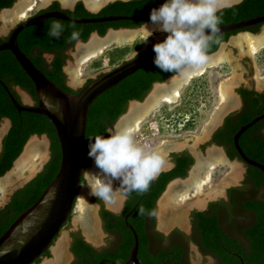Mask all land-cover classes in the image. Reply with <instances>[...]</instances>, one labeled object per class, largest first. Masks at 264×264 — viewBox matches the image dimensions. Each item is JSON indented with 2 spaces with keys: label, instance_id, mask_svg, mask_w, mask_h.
<instances>
[{
  "label": "water",
  "instance_id": "obj_1",
  "mask_svg": "<svg viewBox=\"0 0 264 264\" xmlns=\"http://www.w3.org/2000/svg\"><path fill=\"white\" fill-rule=\"evenodd\" d=\"M27 1L20 0L13 9L0 14L4 27L13 21L14 12ZM40 1L42 4H46L49 0ZM62 1L64 4H70L74 0ZM107 1L85 0L92 10H97ZM162 3L164 0H161L157 7ZM237 3L239 2L236 0H224L225 7ZM48 17L76 23L135 19L125 16L71 19L63 12H47L21 22L13 29L8 40L0 44V51L9 50L15 56L35 87L36 104L19 89L23 103L17 101L8 91L12 103L18 111H30L46 116L56 131L61 151L60 167L54 180L40 198L21 213L0 237V264H74L69 249L72 233H85L86 239L97 248L104 247L110 240L108 234L101 232L102 228L99 225L98 213L100 204L104 202L94 196H88L87 188L79 187L82 171L95 169L93 160L90 159L87 166L85 164L87 113L93 100L105 90L138 69L154 64L155 53L151 52L136 57L132 61L128 59L112 69L105 68L110 70L99 76L96 72L78 79V72L83 62L100 53L109 43H123L132 40V36H135L137 32L125 30L113 32V29H109L103 37L94 33L85 43L80 41L77 49L72 48L67 51L68 55L63 67L66 76L68 75L66 81L74 89L79 87L81 89L76 94L64 92L34 65L17 43V35L23 28L43 22ZM146 17L139 19L142 20ZM260 23H264V15L220 25V30L216 34L237 33L209 54L210 61L206 66L188 78L173 76V74L163 82L154 83L142 100L129 101L126 111L110 127L119 125L121 128L130 127L134 131L140 123L150 118L164 101L169 103V109L179 104V92L190 78L203 72L205 67H211V71L219 69L224 60H229L231 64L228 66L231 68L230 78L217 83L223 103H217L210 121L199 135L154 146V150L159 151L163 156L162 169L169 168L168 164L171 163L172 154L175 152L188 150L195 157L193 166L187 175L184 178L173 179L158 199L156 226L163 228L166 234L176 224L184 231L187 230L186 219L194 207L203 206L210 197L221 194L225 187L241 184L244 175L242 162H238L237 159L233 161L226 159L222 149H218L210 137L228 112L239 109L237 90L241 86L252 87V81H254L257 89L263 90L264 69L257 66L254 56L264 44V25L257 33L245 30L249 26ZM47 57L50 58L51 55H47ZM89 78L92 79L85 84ZM262 118H264V114L256 116L249 123L242 125L233 135V143L245 164L255 166L264 172V165L247 157L239 145V137L242 133ZM8 123V119H0V141ZM49 147L50 142L45 134H35L28 139L21 154L14 160L13 166L3 176H0V193H3L0 197V209L7 204L17 189L23 187L43 169L50 157ZM218 158L221 159L226 170H223V173H217V179L206 181V187L193 185L194 180L202 178L204 167ZM114 187L117 188L114 198L104 205L118 213L125 200V192L120 189L118 181L114 182ZM78 199L80 207L74 210ZM126 225L134 237V245L126 264H143L137 256L139 244L137 233L128 222ZM101 240L102 242L99 243ZM46 250L50 251L49 256H43ZM199 256L195 246L190 244L189 259L191 264H208L206 259Z\"/></svg>",
  "mask_w": 264,
  "mask_h": 264
},
{
  "label": "trees",
  "instance_id": "obj_2",
  "mask_svg": "<svg viewBox=\"0 0 264 264\" xmlns=\"http://www.w3.org/2000/svg\"><path fill=\"white\" fill-rule=\"evenodd\" d=\"M13 1L0 0V9L9 7ZM160 1H116L104 7L96 16L147 15L159 5ZM72 15L76 17L94 16L88 13L81 3L77 5ZM261 15H264V0H242L222 9L220 25ZM54 22H60L65 26V31L59 39L47 34L49 26ZM137 24L139 21L125 20L76 24L49 18L43 23L24 28L19 33L17 42L19 48L34 65L57 87L64 92L76 94L81 88L73 90L67 86L63 71L67 58L64 53L74 42L70 39L73 31L79 33L80 39L86 40L93 31L104 35L108 28ZM260 25L257 24L255 29L250 31L257 33ZM232 34V32L216 34L209 53L217 50L219 44L226 41ZM4 40L5 38L0 37V44ZM150 51L153 52L152 49ZM43 53L54 55L51 63L45 62ZM171 75L173 73L163 72L154 64L145 66L93 100L89 106L86 121V166L90 163L87 157L88 137L104 133L126 111L129 101L142 100L152 88L153 83L163 82ZM89 81L90 79L85 84ZM13 85L27 90L35 100V104L37 103L35 87L31 79L9 50H1L0 117L8 118L11 121V127L3 140L0 176H3L13 166L14 160L21 154L32 135L45 134L48 137L50 157L43 169L23 187L17 189L8 203L0 209V237L21 213L40 198L56 177L61 161L60 145L53 124L44 115L30 111H18L9 97L10 92L20 102L12 89ZM258 103V99H251L250 107L227 117L223 128L214 136L213 141L226 148L230 159L241 160L233 143V135L242 125L264 114V105L259 107ZM239 145L247 157L264 165V118L242 133L239 137ZM174 158L175 167L168 172H162L156 180L152 181L146 192L126 193L129 198L122 216H116L108 210L101 211L107 231L116 234L114 242L107 248L95 249L81 237L79 232L72 233L74 240L70 250L75 257L74 264H126L134 245L133 233L126 226L127 222L137 233L139 243L137 256L143 264H191L188 240L183 233L175 230L165 240L159 233H156L157 236L152 241L146 227L148 215H151V220H153L151 227H154L155 203L169 181L176 177H185L193 163V158L187 152L176 154ZM246 167V179L243 186L229 189L228 202H213L208 211L193 214L194 232L191 240L199 246L203 254L215 257V264H264V172L252 165L246 164ZM133 207V212L126 218L125 216L132 211ZM49 255V250L43 253V256Z\"/></svg>",
  "mask_w": 264,
  "mask_h": 264
},
{
  "label": "clouds",
  "instance_id": "obj_3",
  "mask_svg": "<svg viewBox=\"0 0 264 264\" xmlns=\"http://www.w3.org/2000/svg\"><path fill=\"white\" fill-rule=\"evenodd\" d=\"M223 7L224 0H164L151 10L149 22L141 23L136 31L145 43L157 32L165 33V38L152 46L154 65L173 76L188 78L210 61L209 48L220 30ZM64 31L62 23L54 22L47 34L59 39ZM70 39L77 41L79 33L73 31ZM138 55L135 51L131 61ZM88 140L87 157L94 161L95 169L82 171L79 187L87 188L88 196L105 204L117 191L114 182L118 181L127 194L143 193L162 169V154L157 150L146 152L135 142L130 127L114 125Z\"/></svg>",
  "mask_w": 264,
  "mask_h": 264
},
{
  "label": "flooded vegetation",
  "instance_id": "obj_4",
  "mask_svg": "<svg viewBox=\"0 0 264 264\" xmlns=\"http://www.w3.org/2000/svg\"><path fill=\"white\" fill-rule=\"evenodd\" d=\"M20 0H14L13 1V3L9 6V7H4V8H2V9H0V14L1 13H3L4 11H6V10H11V9H13L14 7H15V5L16 4H18V2H19ZM116 1H125V0H108L107 2H105L103 5H101L97 10H92L90 7H88V5L86 4V2H85V0H74L72 3H70V4H64L63 3V1L62 0H49L46 4H42V2L40 1V0H35L34 1V3H33V5H32V7L30 8V9H27L26 10V14H24V15H20V16H18L17 18H14L13 19V21L12 22H10V23H8V25L6 26V27H4V25H3V20L0 18V25H2L1 27H0V37H2V38H5V40L4 41H6V40H8V38H9V36H10V34L12 33V31H13V29L17 26V25H19L21 22H23L24 20H26V19H29V18H32V17H35V16H38V15H42V14H44V13H47V12H54V11H59V12H63V13H65V14H67L71 19H83V18H99V17H103V16H96L98 13H100L101 11H102V9L104 8V7H106V6H108L109 4H111V3H113V2H116ZM127 1H130V0H127ZM37 3H41L39 6H37ZM79 3H81L82 5H83V7H84V9L88 12V13H90V14H92V15H94V16H90V17H84V16H82V17H76V16H74V15H72L74 12H75V10L77 9V5L79 4ZM72 13V14H71ZM150 15V13L149 14H147V15H133V16H128V15H111V16H125V17H133V18H135V19H128V20H125V21H139V24H137V25H135V26H125V27H119V28H108L107 29V31H106V33L108 32V30L109 29H113V32H116V31H120V30H125V31H129V32H133V31H136L139 27H140V24L141 23H145V22H149V17H146V16H149ZM141 17H146L145 19H139V18H141ZM49 18H55V17H48V18H46L44 21H46L47 19H49ZM56 19H58V18H56ZM60 20H63V19H60ZM43 21V22H44ZM64 21H67V22H70V23H76V22H73V21H68V20H64ZM117 21H121V20H117ZM43 22H39V23H43ZM96 23H100V22H96ZM35 24H38V23H35ZM76 24H82V23H76ZM93 24V23H92ZM261 25H260V28L262 27V25H264L263 23H260ZM34 25V24H33ZM257 25V24H256ZM256 25H254V26H249V27H247V28H245V30H248V31H250V30H254L255 29V26ZM31 26V25H30ZM4 28V30H3V28ZM28 27V26H27ZM26 28V27H25ZM249 28V29H248ZM24 29V28H23ZM22 29V30H23ZM21 30V31H22ZM20 31V32H21ZM19 32V33H20ZM137 32V31H136ZM19 33H18V35H19ZM94 33H96V34H98L99 36H101V37H103L104 35H106V33L104 34V35H100L97 31H93V32H91L90 33V35H89V37L86 39V40H83V39H78L77 41H74L73 43H72V45L71 46H69L67 49H66V51H65V55H66V57H67V55H68V53H67V51H69L70 49H72V48H76L77 47V45L80 43V41H83L84 43L86 42V41H88L89 39H90V36L92 35V34H94ZM233 34L232 35H235L237 32H232ZM18 35H17V37H18ZM232 35H230L229 36V38L226 40V41H222L220 44H222V43H225V42H227L230 38H231V36ZM140 35H138V33H136V35H135V37L134 38H132V40H129V41H127L126 43H117V42H115V43H111L109 46H107L106 48H104L99 54H101V53H103L104 51H105V53H107L108 55H109V62H110V69H112V68H114L115 66H117V65H119V64H121V63H124L126 60H128V59H131V57L133 56V54H134V52L135 51H137L138 53H139V55L137 56V57H140V56H143V55H146V54H148V53H151V51L149 52V50L150 49H152V46H153V44L155 43V42H159L160 40H162V39H164L165 38V36H166V34L165 33H160V32H157L153 37H150L149 38V41H147L146 43H144V44H142V45H137V44H135V42H136V40H137V38L139 37ZM18 43V42H17ZM84 43H82V44H84ZM129 43H131L130 45L131 46H129L128 44ZM220 44H219V46H220ZM218 46V47H219ZM77 49V48H76ZM123 50H127V51H125V53H122V51ZM208 54H210V53H208ZM47 55H51V57L50 58H48L47 57ZM42 56H43V58H44V60H45V62L47 63V64H49V63H51V61H52V59H53V57H54V55L53 54H49V53H43L42 54ZM112 59H115V61H112ZM149 66V65H148ZM64 67V66H63ZM110 69H108V70H110ZM107 69H100V70H98V74H97V76H99V75H101V74H103V73H105L106 71H108ZM63 71H64V69H63ZM64 75H65V83H66V85L67 86H69L70 88H72L73 90H77V89H80L81 87H79V88H77V89H74L73 87H71L68 83H67V81H66V77L68 76H66V74H65V72H64ZM93 78V77H92ZM92 78H89V79H92ZM88 79V80H89ZM87 80V81H88ZM156 83V82H155ZM154 84V83H153ZM252 84H253V86L252 87H246V86H241L238 90H237V92H238V100H239V109L238 110H235V111H233V112H228L223 118H222V120L220 121V124H218V126H217V128L213 131V133L211 134V137H210V140L214 143V144H216V147L218 148V149H222V151H223V154H224V157L226 158V159H229L230 161H233V160H238V162H242V164H243V166H244V175H243V179L241 180V184L238 186V185H236V186H229V187H225L223 190H222V193L221 194H219V195H217V196H214V197H210L209 198V200H207L204 204H203V206H201V207H194V209L190 212V214H189V217H188V219H186V224H187V230H183L182 228H179V226H177V224L173 227V228H171L170 230H169V232L166 234L164 231H163V228H158L157 226H156V212L154 213V220H155V223H154V227H151V224H152V222H153V220H151V215H148L147 216V219H146V222H147V224H146V227H147V232H148V234L150 235V237L152 238V241H153V239H155V236H157L156 235V233H159L163 238H164V240L165 239H167L169 236H171L173 233H174V231L175 230H178L179 232H181V233H183V235L186 237V239L188 240V245L190 246V244H192L193 246H195V249L197 250V252L199 253V255L201 256V258H203V259H206L207 261H208V264H215L216 263V258L215 257H213L212 255H210V254H203L202 253V251L200 250V248H199V246L197 245V244H195L191 239H192V234H193V232H194V216H193V214L194 213H196V212H206V211H208L209 210V208H210V204L211 203H213V202H218V201H223V202H228V200H229V189L230 188H240V187H242L243 186V183H244V181H245V179H246V171H247V167H246V164L242 161V160H239L238 158H235V159H230L229 158V156H228V154H227V151H226V148L224 147V146H222V145H219V144H217V143H215L213 140H214V136L216 135V133L218 132V131H220L222 128H223V126L225 125V121H226V118L227 117H229L230 115H232V114H238V113H240V112H242L243 110H245V109H247V108H249L250 107V102H251V99H258V101H259V103H258V106L259 107H261L262 105H264V86H263V90L261 91H259L258 89H257V87H256V85L254 84V81H252ZM262 88V87H261ZM12 89L15 91V93L17 94V96L19 97V100H20V102L21 103H23V101H22V99H21V94L19 93V90L20 91H23L25 94H26V96H28L34 103H35V100L33 99V97H32V95L27 91V90H25V89H23V88H21L20 86H17V85H13L12 86ZM19 89V90H18ZM11 94V93H10ZM12 95V94H11ZM13 96V95H12ZM10 97V96H9ZM14 97V96H13ZM232 106V105H231ZM231 108V107H230ZM229 108V110H231ZM255 118V117H254ZM0 119H4V120H6V119H8V118H3V117H0ZM8 121H9V123H8V127H7V129H6V131H5V133H4V135H3V137H2V139H1V141H0V158H1V154H2V152H3V140H4V138H5V136L7 135V133H8V131H9V129H10V127H11V121L8 119ZM182 152H187L192 158H193V163H194V160H195V157H194V155H193V153H191V152H189L188 150H182V151H179V152H175V153H173L172 154V159H171V163L170 164H168V169L166 170V169H162L161 171H160V173H159V175L162 173V172H168V171H170V170H172L174 167H175V158H174V155H176V154H180V153H182ZM192 163V164H193ZM219 164V163H218ZM217 165V164H216ZM192 166L193 165H191L190 166V168H192ZM189 168V169H190ZM213 169V168H212ZM189 171V170H188ZM188 173V172H187ZM159 175L157 176V178L159 177ZM156 178V179H157ZM176 178H178V177H176ZM181 178H184V177H181ZM155 179V180H156ZM175 179V178H174ZM173 180V179H172ZM171 180V181H172ZM171 181H169V183H171ZM168 183V184H169ZM167 184V185H168ZM167 187V186H166ZM166 189V188H165ZM164 192V191H163ZM162 192V193H163ZM161 193V194H162ZM13 195V194H12ZM11 195V196H12ZM161 196V195H160ZM159 196V197H160ZM159 197H158V199H159ZM11 198V197H10ZM128 196H127V194L125 193V200H124V202H123V204H122V207H121V210H120V212H113V211H111L109 208H107V207H105V205H104V203H101L100 204V209H99V213H98V215H99V218H100V222H99V225L101 226V232L102 233H106V234H108L109 236H110V240L106 243V245L104 246V247H100V248H97V247H95V246H93V244L90 242V241H88L87 239H86V236H85V233L83 234L82 232H79L80 234H81V237L87 242V243H89L92 247H94L95 249H105V248H107L112 242H114V239L116 238V234L115 233H113V232H109V231H107V229H106V227H105V221H104V219L102 218V215H101V211L102 210H108V211H110L112 214H114V215H116V216H122V214L124 213V211L126 210V207H127V201H128ZM158 199H157V201H156V203H155V206H156V209H157V202H158ZM10 200V199H9ZM8 203V202H7ZM133 210H134V207L132 208V211L130 212V213H128L125 217L127 218V216L128 215H130L132 212H133ZM124 217V218H125ZM188 220V221H187ZM152 221V222H151ZM127 226V225H126ZM73 240H74V238H73V236H72V238H71V243H70V246H69V249H71V245H72V242H73ZM103 240V239H102ZM102 240L99 242V243H101L102 242ZM98 243V244H99ZM70 253L72 254V257H73V259H75V257H74V255H73V253L71 252V250H70ZM199 256V257H200ZM203 264V263H202Z\"/></svg>",
  "mask_w": 264,
  "mask_h": 264
},
{
  "label": "rangeland",
  "instance_id": "obj_5",
  "mask_svg": "<svg viewBox=\"0 0 264 264\" xmlns=\"http://www.w3.org/2000/svg\"><path fill=\"white\" fill-rule=\"evenodd\" d=\"M40 4L37 3V6ZM144 43L141 36L135 42L137 45ZM130 44L128 45L131 46ZM125 51L127 50L122 53ZM108 59L109 55L105 51L90 58L81 65L78 79L100 69L111 68ZM254 59L257 66L264 69V45L256 51ZM228 66H231L230 62L224 60L219 69L211 71V67H206L200 75L190 78L179 92V104L169 109V103L164 101L150 118L133 131L135 142L146 152H151L154 151V146L198 136L210 121L217 103H221L217 83L230 78L231 68ZM223 170H226L223 163L215 165L207 181L217 179V173H223ZM202 187H206V182ZM2 194L0 193V197ZM77 207H80L79 199L74 210Z\"/></svg>",
  "mask_w": 264,
  "mask_h": 264
},
{
  "label": "bare ground",
  "instance_id": "obj_6",
  "mask_svg": "<svg viewBox=\"0 0 264 264\" xmlns=\"http://www.w3.org/2000/svg\"><path fill=\"white\" fill-rule=\"evenodd\" d=\"M34 1L35 0H28L25 4H23L19 9H17L15 12H14V18H17L18 16H20V15H24V14H26L25 12H26V10L27 9H30L31 7H32V5H33V3H34ZM135 36H132V38H134ZM111 43H109L107 46H109ZM264 45V44H263ZM262 45V46H263ZM106 46V47H107ZM99 54V53H98ZM97 54V55H98ZM97 55H95V56H93V57H96ZM92 57V58H93ZM89 60V59H88ZM87 60V61H88ZM227 61H229V60H227ZM86 62V61H85ZM85 62H83L84 64H85ZM82 63V64H83ZM206 68V67H205ZM80 71V70H79ZM202 72H200L198 75H200ZM78 75H79V72H78ZM197 76V75H196ZM221 96V95H220ZM221 103H223L222 102V98H221ZM137 129V128H136ZM135 129V130H136ZM134 130V131H135ZM218 163H222V161H221V159L220 158H218V159H216V160H214L213 162H211V163H209L208 165H206L205 167H204V171H203V175H202V178H200V179H197V180H194L193 181V185H197V186H203V184H204V182H206L208 179H209V175H210V172H211V170H212V168L216 165V164H218Z\"/></svg>",
  "mask_w": 264,
  "mask_h": 264
}]
</instances>
